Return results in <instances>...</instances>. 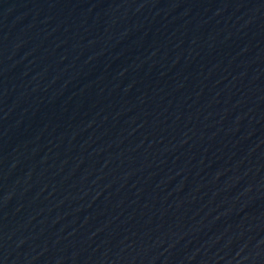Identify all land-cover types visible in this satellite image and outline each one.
<instances>
[{
    "label": "water",
    "instance_id": "obj_1",
    "mask_svg": "<svg viewBox=\"0 0 264 264\" xmlns=\"http://www.w3.org/2000/svg\"><path fill=\"white\" fill-rule=\"evenodd\" d=\"M0 264H264V0H0Z\"/></svg>",
    "mask_w": 264,
    "mask_h": 264
}]
</instances>
